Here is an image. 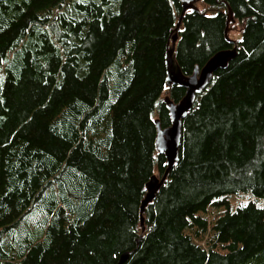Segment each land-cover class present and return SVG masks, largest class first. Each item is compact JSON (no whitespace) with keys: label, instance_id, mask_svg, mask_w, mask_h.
Returning <instances> with one entry per match:
<instances>
[{"label":"trees","instance_id":"16d2710c","mask_svg":"<svg viewBox=\"0 0 264 264\" xmlns=\"http://www.w3.org/2000/svg\"><path fill=\"white\" fill-rule=\"evenodd\" d=\"M200 2L174 71L236 55L181 120L142 230L166 169L156 121L185 95L166 84L181 2L0 0V264H264V0Z\"/></svg>","mask_w":264,"mask_h":264},{"label":"water","instance_id":"95a60500","mask_svg":"<svg viewBox=\"0 0 264 264\" xmlns=\"http://www.w3.org/2000/svg\"><path fill=\"white\" fill-rule=\"evenodd\" d=\"M181 2V12L179 19L174 28V34L171 39L172 46L166 54L167 77L166 84L180 85L185 88V95L179 103L168 101L167 108L171 119V125L165 129L159 127L156 121L157 136L155 140L156 150L165 155L166 169L162 176L158 178L153 175L146 184V195L140 205V225L143 230V212L148 203H150L157 190L164 184L168 172L178 161L179 147L181 141V120L192 109L195 95L206 88L213 74L221 68L226 67L227 63L236 55V45L230 49L220 50L212 55L201 68H195L191 76L182 77L178 71H174L172 64V54L174 51L175 41L177 40V30L181 25L183 15L189 10H197L195 4L200 0H179ZM232 19L231 10L228 9V19L226 23ZM227 32V28L225 33ZM128 257V253L120 256L117 264H123Z\"/></svg>","mask_w":264,"mask_h":264},{"label":"rangeland","instance_id":"374dc122","mask_svg":"<svg viewBox=\"0 0 264 264\" xmlns=\"http://www.w3.org/2000/svg\"><path fill=\"white\" fill-rule=\"evenodd\" d=\"M195 6H196V8H197V10H199V11H202V12H208V13H211L210 11H208L207 10V6H205L202 2H197L196 4H195ZM227 34H228V37L230 38V39H232L234 42H235V40L236 39H238L239 38V25L235 22V21H233L232 19L228 22V25H227ZM170 46H172V43H171V45ZM165 98H166V96H164ZM247 198L248 197H245V198H239V197H237V198H234V199H232V204L235 206L239 201H246L247 200ZM260 206L262 207V208H264V203H261L260 204ZM223 209L222 208H220V209H218V212H220V211H222ZM217 211H215L214 209H211V210H209V212L206 214L207 216H209V217H211V216H213L215 213H216Z\"/></svg>","mask_w":264,"mask_h":264}]
</instances>
